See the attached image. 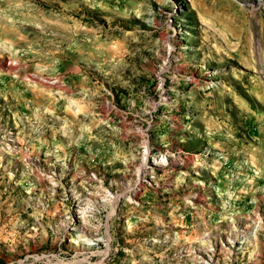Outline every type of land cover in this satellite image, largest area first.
<instances>
[{"label": "rangeland", "instance_id": "1", "mask_svg": "<svg viewBox=\"0 0 264 264\" xmlns=\"http://www.w3.org/2000/svg\"><path fill=\"white\" fill-rule=\"evenodd\" d=\"M0 264H264V0H0Z\"/></svg>", "mask_w": 264, "mask_h": 264}, {"label": "bare ground", "instance_id": "2", "mask_svg": "<svg viewBox=\"0 0 264 264\" xmlns=\"http://www.w3.org/2000/svg\"><path fill=\"white\" fill-rule=\"evenodd\" d=\"M162 160L166 162V159H162Z\"/></svg>", "mask_w": 264, "mask_h": 264}]
</instances>
